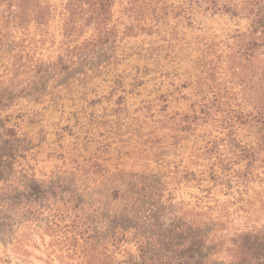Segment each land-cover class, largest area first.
Instances as JSON below:
<instances>
[{
  "label": "rangeland",
  "instance_id": "obj_1",
  "mask_svg": "<svg viewBox=\"0 0 264 264\" xmlns=\"http://www.w3.org/2000/svg\"><path fill=\"white\" fill-rule=\"evenodd\" d=\"M45 1L42 27L0 7V264H264L249 4L162 0L156 22L115 0L100 44Z\"/></svg>",
  "mask_w": 264,
  "mask_h": 264
},
{
  "label": "trees",
  "instance_id": "obj_2",
  "mask_svg": "<svg viewBox=\"0 0 264 264\" xmlns=\"http://www.w3.org/2000/svg\"><path fill=\"white\" fill-rule=\"evenodd\" d=\"M243 1L250 6L249 12L251 15L253 14V23L261 24L264 31V22L260 14V6L264 0ZM114 2L115 0H66L65 8L68 11V22L64 31L68 35L72 34L73 30L77 28L76 20L80 18L83 26L92 25L93 31L98 36L96 43L114 44L118 38L116 25L119 23L117 22L119 20L117 17L113 18L112 5ZM126 2L124 13H127V11L132 13L133 18L131 21L146 18L150 13L154 15L157 22L167 14L168 5L162 0H126ZM210 2L212 5L215 4V0H210ZM0 7H4L9 12L12 11L10 14H12L15 24L21 28L27 27L30 23H33L36 27H42L47 22L48 4L45 0H0ZM223 7H227V5L223 4ZM157 9L159 12H156ZM132 26L133 22H128L127 24L123 21V31H129ZM255 27L258 29L257 25ZM116 81L114 78V83ZM114 86L111 91L114 90ZM242 114L243 112L239 116ZM254 119L259 123L262 140L264 141V113L258 112ZM248 159L251 162L254 158L250 156Z\"/></svg>",
  "mask_w": 264,
  "mask_h": 264
}]
</instances>
